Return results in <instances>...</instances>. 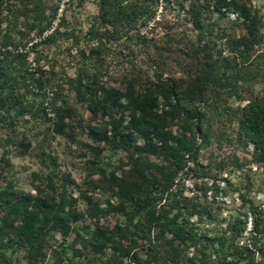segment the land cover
Listing matches in <instances>:
<instances>
[{
  "label": "rangeland",
  "instance_id": "rangeland-1",
  "mask_svg": "<svg viewBox=\"0 0 264 264\" xmlns=\"http://www.w3.org/2000/svg\"><path fill=\"white\" fill-rule=\"evenodd\" d=\"M232 1L256 15L252 36L231 9L218 11L210 0H153L131 24L108 19L101 0L0 3V58L18 80L17 103L0 113V188L25 200L0 227V264H30L29 240L13 232L21 225L47 234L36 264H218L231 247L218 253L211 238L249 245L237 264H264V146L254 147L239 128L249 102L264 104V0ZM191 2L202 5L197 27ZM91 28L103 45L98 59L86 61L81 55L97 45L86 35ZM203 73L197 97L193 81ZM94 76L98 110L75 89ZM143 98L158 116L145 147L133 109ZM190 110L201 116L204 141L192 131L182 136ZM192 137L203 146L180 160L161 154ZM138 155L148 161L150 183L131 172ZM150 208L181 223L194 243L144 230ZM234 225L244 229L233 237Z\"/></svg>",
  "mask_w": 264,
  "mask_h": 264
},
{
  "label": "trees",
  "instance_id": "trees-1",
  "mask_svg": "<svg viewBox=\"0 0 264 264\" xmlns=\"http://www.w3.org/2000/svg\"><path fill=\"white\" fill-rule=\"evenodd\" d=\"M8 2L9 0H0V3ZM108 0H101L102 10L104 15L107 16L108 19L115 22H120V18L123 17L125 23H133L135 22L141 15H143L146 11L149 10V3H152L153 0H130L129 3L123 4L125 0H109V3H106ZM213 2L214 6L217 8L218 11L221 9L230 10L235 15V18L241 19L245 26L246 32L249 35L254 34V29L256 25V15L250 10V8L246 7L245 5H240L235 3L232 0H210ZM209 2H207V6ZM202 7L201 4L191 2L189 4L188 14L190 16L191 22L194 24L195 27L198 26V17L200 16V8ZM43 13V12H42ZM42 17L45 16L42 14ZM41 25V22L38 23ZM42 28L38 29L41 30ZM39 34L41 32H38ZM88 40H93L95 37L97 45L94 48H89L86 54H82V58L86 61H93L98 59L100 55V51L103 45V38L102 34L97 35V31L94 33V29L91 28L86 34ZM0 52V57H1ZM8 60L5 57L0 58V113H8L10 110L14 108V105L18 101V96L16 94L18 80L15 74L7 70ZM208 80V74L203 73L200 77H196L193 82L196 83L194 94L199 97L198 90L200 86ZM97 77H92V80L81 83L78 82V86L75 88L77 95H81L82 91L90 94L89 98H86L85 102L88 107L93 106L95 109H99V101H94L92 99V95H96V90L94 88V84H97ZM99 86V84H98ZM97 86V87H98ZM92 88H94L92 90ZM193 94V95H194ZM192 95L190 93V98ZM194 97V96H192ZM175 102L177 105L181 102L180 99L175 98ZM168 105H172L169 102ZM155 106L151 100L149 99H138L136 100L133 109L139 112V118L137 125L139 126L140 130L143 133L144 139V147L148 145V135L150 133V129L156 126L158 116L155 113ZM174 106V105H172ZM248 114L247 117L243 118L239 122L240 131L244 134V136L248 139V141L254 145V147L258 148L260 146H264V104L260 102V100H253L249 102ZM185 120L183 125L185 126L184 131L182 132V136L186 137V131H192L196 133V136L200 137L202 141H204V133L200 129L201 123V116L197 110H190L188 114H185ZM112 137L115 138L119 135V127L122 124V120H112ZM195 136V134H193ZM122 139L124 144L130 147L131 144V135L126 134L122 135ZM174 146H162L159 148L161 150V154L166 157H170L172 153L175 152V159L176 161L180 160L186 154H190L193 151H196L203 143L200 142L196 144L195 138L192 137L189 141L182 140L178 138L175 142H173ZM159 150V151H160ZM148 161L147 159L141 158L140 155L137 157L131 158V172L135 175V177L141 183H150L148 176ZM52 187V186H51ZM51 190H55L51 188ZM16 194L12 192L10 187L5 186L0 188V227H3L7 221L14 216L20 209H25V200L19 197V199H15ZM243 198V197H242ZM65 198L62 195L60 202L58 204L59 208H63L65 206ZM32 207V206H31ZM33 209L37 212V215H40L43 208L39 205H33ZM252 213H256V209L251 208ZM58 215V212H56ZM54 217V215L52 216ZM144 224L142 227L144 230L146 228L152 229L155 231V236L158 237L160 233H167L171 236L172 239L178 241L179 244L186 245L190 242V244L194 243V237L190 236L185 228L182 226L181 223H178L173 218H168L166 214L162 212V210L158 211L156 208H150L145 211L143 216ZM250 223L252 224V233H260V228L258 226V222L256 218H251ZM13 227V226H12ZM243 228H237L234 225V236H238L242 233ZM13 232L15 238L20 240L22 237H26L30 244H31V252L28 256V260L30 264H36L38 258L41 256L43 251V245L46 241L47 234L42 228L36 227H29L25 225H21L17 228L13 227ZM209 244L217 243V252L224 253L227 247H231V251L228 253H224L222 258L218 259V264H237L238 260L246 257L251 253L253 250L249 245L245 246H238L236 244H230L226 246L227 240L226 239H219V238H211L208 239ZM236 253H239L238 256H235ZM205 254H202L200 258L205 257ZM231 257V258H229ZM236 257V258H234Z\"/></svg>",
  "mask_w": 264,
  "mask_h": 264
}]
</instances>
